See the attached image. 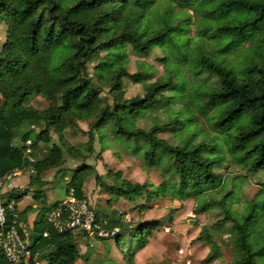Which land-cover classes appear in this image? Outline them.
<instances>
[{"label": "trees", "instance_id": "obj_1", "mask_svg": "<svg viewBox=\"0 0 264 264\" xmlns=\"http://www.w3.org/2000/svg\"><path fill=\"white\" fill-rule=\"evenodd\" d=\"M155 1L0 0V24L6 26L0 48V183L14 170L30 168L35 170L30 184L37 183L44 171L60 166L66 146L63 131L76 122L88 123L86 135L91 143L98 135L100 152L108 148L104 138L109 133L126 144L143 165L160 172L158 185L133 183L120 171L108 170L104 177H95L98 186L112 196L110 203L125 200L139 212L166 198L194 200L198 206L209 194L224 191L226 181L214 171L227 162L226 156L236 158L245 172L243 179L264 172V0H166L169 6L174 2L182 7L194 5L200 19L211 22L208 27L200 23V36L222 46L224 63L208 52H200L191 61L179 57L177 47L190 40L186 33L170 26L152 29L146 24L150 15L141 7ZM189 20L187 15L183 19L187 25ZM119 24L122 31L115 33ZM128 48L143 58L159 50L162 56L157 61L165 74L154 79L153 69L142 63L138 65L143 70L129 73ZM239 66L242 70L237 71ZM125 79L141 85L143 95L126 98ZM104 89L110 103L102 96ZM32 95L47 100V108L40 111L29 106ZM161 109L166 112L164 121L155 117L149 128L138 126L149 113ZM202 121L212 131L206 134L211 138L199 137L204 133ZM189 126L196 132L185 138ZM51 131L61 143H52L41 156L40 144L50 142ZM160 134H170L178 144L169 143ZM16 138L21 141L19 147L13 144ZM27 141L31 142L33 163L25 157ZM90 169L81 165L73 171L66 184L67 194L74 188L76 197L85 199L83 175ZM235 189L233 184L219 199L199 205L197 213L219 210L218 219L202 227L193 240L208 248L201 264L222 258L214 235H223L230 228L234 264H264V241L257 248L249 243L260 218L257 199L264 192L258 189L238 212L233 208L240 203L233 198ZM24 195L26 192L0 196L15 204ZM139 199L144 202L138 204ZM59 208L62 204L57 202L39 210L29 248L33 252L53 248L42 255L44 264H76L82 256L76 237L88 234L73 236L56 230L46 215ZM95 212L104 231L116 230L114 236L95 238L114 239L118 244L120 236L130 234L124 256L127 264H133L136 254L164 225L160 220H142L131 226L124 220L125 213ZM16 213L15 207L8 224H20ZM0 264H8L1 253Z\"/></svg>", "mask_w": 264, "mask_h": 264}, {"label": "rangeland", "instance_id": "obj_2", "mask_svg": "<svg viewBox=\"0 0 264 264\" xmlns=\"http://www.w3.org/2000/svg\"><path fill=\"white\" fill-rule=\"evenodd\" d=\"M129 3L134 4V0H129ZM141 8L150 15L146 20V24L152 29L170 26L186 33L190 40L184 47H177L176 53L179 57L191 61L200 52H208L215 55L219 63H224L227 60L222 55V46L220 44L208 41L207 38L200 36V23L208 27L211 25V22L200 19L196 6L182 7L175 2L169 6L166 0H156L154 3L147 4ZM186 15L190 19L188 25L183 21ZM121 31L122 25L119 24L115 33H120ZM5 35L6 26L2 23L0 24V48L5 41ZM127 53L129 57V73L143 70L141 65H138V63H142L153 69L155 73L154 79L162 77L165 74V69L157 61L162 56L159 50H154L147 58L138 56L129 48ZM247 62H251V58H248ZM240 70H242V67H237V71ZM124 88L126 98L141 97L143 95L142 86L134 84L129 80H124ZM102 96L107 97V101L109 103L111 102V97L107 94L106 89L103 90ZM27 104L42 111L47 108L48 101L41 96L32 95ZM174 108L179 109V106H175ZM155 117L164 121L166 119L165 109L149 113L146 119L138 123V126L149 128L151 118ZM87 124V122H76L75 126L63 131V139L66 143L65 148L63 147V163L58 167L50 168L46 173L42 174L41 178L44 179V183L31 188V190L37 192H30L25 201L24 198L26 195H24L22 197L23 199H20L17 204H20L19 207L28 203L34 205L41 198L46 200L48 204H55L57 202L63 204L67 199L66 184L70 180L73 171L81 165L91 167L88 173L83 175V191L86 201L95 211L103 212L107 215L113 211L125 213L129 216L127 222L131 226L142 220H160L164 223L149 239L147 247L137 253V261L135 263L133 262V264H201L202 259L208 252V248L205 244L197 243L193 240L202 227H209L218 219L219 210L211 209L208 212L197 213L199 205H202L206 200L219 199L225 191L231 189L233 184H235L237 189L234 191L233 198L235 200L239 199L240 203L235 204L233 208L241 212L243 210V204L253 199L258 189L262 188L264 192V187L259 184L264 183V172H260L253 177L249 176L247 180L243 179L245 172L237 165L236 158L226 156L227 162L220 169L214 171L223 181H226V188L222 192L209 194L198 206L194 200L178 202L166 198L151 203L150 208L139 212L133 207V204L125 200L110 203L112 196L98 186L95 181L97 175L104 177L108 170L114 172L120 171L125 179L133 183L148 182L153 185L160 184L162 176L159 171L143 165L138 158L129 153V150L125 147L126 144L115 139L109 133H106L104 138L108 148L105 152H100L101 144L98 142V135H95L92 143L88 140V136L86 135L88 129ZM191 126L187 127V131L183 133L185 138H189L192 133L196 132L194 127ZM201 128L204 129L202 130L204 133L199 137L206 136L209 138L212 131L203 121ZM33 130L36 132L37 128H33ZM218 136L219 138L223 137L222 134H218ZM159 137L167 140L171 144H178V140L174 139L170 134H160ZM50 138L51 140L48 144H40L39 155H46V151L52 143H61L59 142L58 136L52 131L50 132ZM13 144L16 147L21 146L20 139H14ZM89 147L92 151L88 150ZM67 148H70L71 152H66ZM220 155L222 156L224 153ZM227 179H229L228 182ZM105 180L108 183L111 182L108 178ZM7 184L4 185L3 191L7 189ZM41 191L43 193H39ZM7 192L19 196L25 193V190L14 189L12 191L7 190ZM39 195L41 197L36 199ZM257 200L256 214L260 218L254 225L249 236V243L255 248L259 247L264 241V194H261ZM136 202L139 204L143 203L144 200L139 199ZM169 216H171V221L169 220ZM229 228L230 226H228ZM232 233L233 228H230L223 235L215 233V240L222 250V258L213 264H234L236 253L232 246ZM129 236V233L120 236L118 244L114 239L99 240L93 235H88L84 238L86 241L85 245L80 242V239H77V247L82 256L76 264H127L124 256L126 254L125 251L128 246ZM47 253H49L47 249L42 252L43 255ZM86 256H89L87 259L88 262ZM257 262L261 263L259 260ZM41 264H44L42 258Z\"/></svg>", "mask_w": 264, "mask_h": 264}, {"label": "built area", "instance_id": "obj_3", "mask_svg": "<svg viewBox=\"0 0 264 264\" xmlns=\"http://www.w3.org/2000/svg\"><path fill=\"white\" fill-rule=\"evenodd\" d=\"M27 149L25 151L26 159L33 163L34 159L30 156L31 142L27 141ZM22 172H28L29 175H34L35 170L30 168L26 171L16 169L11 174L4 177L0 183L13 178ZM15 204L13 201L4 200L0 196V253L3 254L5 261L8 264H41V252H33L30 247L29 235L30 231L24 225L8 224V217L14 213ZM96 212L89 205L86 199L76 197L75 189L71 188L67 194L66 201L53 213L48 221L53 224L54 228L59 232H68L73 236L79 233H87L88 235H96L101 238L114 236L116 230L111 232L104 231L96 222ZM124 220H129L127 214L124 215ZM44 237L47 234L43 235Z\"/></svg>", "mask_w": 264, "mask_h": 264}, {"label": "crops", "instance_id": "obj_4", "mask_svg": "<svg viewBox=\"0 0 264 264\" xmlns=\"http://www.w3.org/2000/svg\"><path fill=\"white\" fill-rule=\"evenodd\" d=\"M49 169H47L46 171H44L42 174L46 173ZM42 174H40V180L37 182V183H33V184H30V178H31V175L28 174V172H22L21 174L19 175H16L14 176L13 178L9 179V180H6L3 182L1 188H0V195L1 196H10V195H16L14 193H11V192H7V190H14V189H24L25 192H26V197L24 198V201L27 199V195L30 193V192H37V191H33L31 190L32 187L36 186V185H41L42 183H44V179L41 178ZM9 182V183H8ZM8 183V184H7ZM7 184V189L3 191V187L4 185ZM42 192V191H41ZM43 193V192H42ZM41 197V195L37 196L36 199H39ZM23 199V198H21ZM39 199V202H37V204H34V205H31V204H24L23 206L19 207L20 204H17V202L15 203V207H16V214L19 215V221H20V224L21 225H24L25 227H27L29 229V231H31L32 229V225H33V222L36 218V216L38 215L39 213V210L42 208V207H50L52 206L53 204H48L46 200H43ZM40 202H41V205H40ZM54 212H51V213H48L46 215V218L47 220L49 219V217L53 214ZM88 236V235H87ZM86 237V235H81V236H77L76 237V243H77V239H80V242L82 244L85 245L86 241L84 240V238ZM87 246V245H86ZM147 247V246H146ZM48 252H51L53 250L52 247H48L46 248ZM44 249V250H46ZM42 250L41 251V254L42 252L44 251ZM80 252V251H79ZM48 254V253H47ZM81 254V252H80ZM43 255V254H42ZM45 255V254H44ZM82 255V254H81ZM85 256V255H84ZM89 257V256H88ZM88 257L86 256V260L88 259ZM100 257V255H99ZM137 254L134 258V263L137 261ZM80 260V259H79ZM78 260V261H79ZM88 262V260H87ZM217 262V261H215ZM213 262V263H215ZM212 263V264H213Z\"/></svg>", "mask_w": 264, "mask_h": 264}]
</instances>
